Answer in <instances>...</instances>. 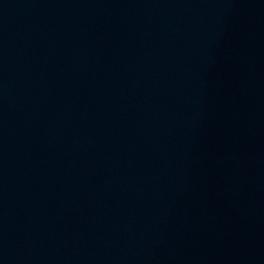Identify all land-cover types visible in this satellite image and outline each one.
<instances>
[{"label": "water", "instance_id": "95a60500", "mask_svg": "<svg viewBox=\"0 0 264 264\" xmlns=\"http://www.w3.org/2000/svg\"><path fill=\"white\" fill-rule=\"evenodd\" d=\"M0 264H264V0H0Z\"/></svg>", "mask_w": 264, "mask_h": 264}]
</instances>
